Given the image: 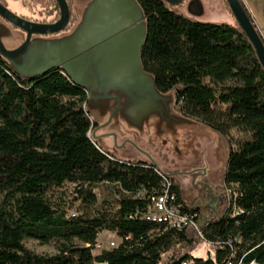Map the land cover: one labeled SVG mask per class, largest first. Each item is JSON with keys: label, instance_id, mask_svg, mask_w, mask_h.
Listing matches in <instances>:
<instances>
[{"label": "trees", "instance_id": "obj_1", "mask_svg": "<svg viewBox=\"0 0 264 264\" xmlns=\"http://www.w3.org/2000/svg\"><path fill=\"white\" fill-rule=\"evenodd\" d=\"M66 1L71 30L79 15ZM136 1L147 25L144 70L173 93L183 117L229 143L221 183L188 201L171 178L175 205L196 229L146 221L150 203L137 194L159 190L158 172L118 163L92 143L87 94L59 69L29 80L0 57V264H160L163 254L166 264H264V71L255 52L225 2L228 19L212 23L182 4ZM24 6L42 16L28 20L58 18L55 0ZM232 130L244 137L230 141ZM102 232L120 242L93 254ZM26 240L54 252L36 253ZM197 242L213 251L194 254Z\"/></svg>", "mask_w": 264, "mask_h": 264}, {"label": "water", "instance_id": "obj_2", "mask_svg": "<svg viewBox=\"0 0 264 264\" xmlns=\"http://www.w3.org/2000/svg\"><path fill=\"white\" fill-rule=\"evenodd\" d=\"M162 1L171 7L184 3V0ZM55 2L59 17L54 22L41 23L15 14L0 1V57L15 74L32 80L59 69L75 87L85 91L91 101L114 98L118 105L121 103L129 125L150 117L177 125L191 123L188 118L171 113L174 96L161 93L153 76L143 68L141 54L147 39V25L136 0H90L76 25L61 36L57 35L68 28L71 13L66 0ZM225 2L264 71V39L255 23L241 0ZM186 9L194 19L204 14L199 0L186 3ZM11 28L24 34L14 48L6 44ZM88 107L87 114L89 104ZM90 121L93 122L91 117ZM90 139L112 159V154L97 138L91 136ZM118 159L114 160L127 164ZM145 164L161 173L154 161ZM164 175L171 178L167 173Z\"/></svg>", "mask_w": 264, "mask_h": 264}, {"label": "flooded vegetation", "instance_id": "obj_3", "mask_svg": "<svg viewBox=\"0 0 264 264\" xmlns=\"http://www.w3.org/2000/svg\"><path fill=\"white\" fill-rule=\"evenodd\" d=\"M0 1L9 8L8 5L4 3V0ZM56 20L35 22L48 23ZM11 29L12 32L20 34L24 38L22 32L15 28ZM69 31L70 30L66 29L65 32L57 36L64 35ZM12 32L8 41L17 40L16 34ZM16 46H18V44L13 46V48ZM86 103L89 104L90 113L93 115V122L89 130L91 136L97 138L100 144L114 157L141 163L150 162L152 160L160 168L167 169L166 173L170 175L171 178L175 179L180 187L186 188L189 186L192 191H196V197L200 195L203 190L210 188L208 184L210 175L209 169L206 166V162L203 161L201 153L190 163L180 164L176 161L178 157L180 158L182 156L180 148H184V151L188 149L186 147L192 146L193 149L196 148L193 146L191 139L188 138L186 134L183 135L184 131H179V128L182 126L172 121L163 122L156 117L146 118L135 125H129L125 121L122 113L123 106L121 103L118 105L117 100L114 98L91 101L87 94ZM171 109V113L181 115L178 111V104L175 98ZM169 155L174 159L170 158L171 160H168L167 158ZM222 157L218 159V162L216 161L218 166L219 163L222 164ZM225 162L226 160L223 163V167Z\"/></svg>", "mask_w": 264, "mask_h": 264}, {"label": "rangeland", "instance_id": "obj_4", "mask_svg": "<svg viewBox=\"0 0 264 264\" xmlns=\"http://www.w3.org/2000/svg\"><path fill=\"white\" fill-rule=\"evenodd\" d=\"M23 1L30 2L34 4L35 6H37L38 4L44 2L45 0H6V4L8 5L9 9L17 15L36 18V19H42L41 18L42 16L40 17L38 15V12H39L38 10H34L33 14H31L32 11H30L27 7L24 6ZM89 1L90 0H74V10L79 15V17L84 7L87 5ZM189 1L191 0H184V3L182 4L183 6L182 8L184 10L186 9V3H188ZM199 1L202 3L203 9H204L203 17H206L204 18L205 19L204 22L220 23L223 20L228 19L227 16L224 15V12H223L225 0H199ZM12 33L16 34L15 32H12ZM16 37H17L16 41L12 40V41L6 42L8 47H13L19 44L23 40V36L20 34H16ZM169 93L173 95L172 92H169ZM83 108L87 111L89 109L88 104L84 103ZM88 115L89 117H91V119H93V115L90 112H88ZM188 120L191 121V123L184 122L183 124L182 123L178 124L179 126H182L179 128V131H184L183 135L186 134L188 138L191 139L193 146L196 148L193 149L192 146L186 147L188 149L185 151H184V148H180V151L182 152V156L180 158L178 157L176 161L179 162L180 164L190 163L191 161H194V159L197 156H199L201 153L203 161L206 162V166L209 169L210 175L208 179V184L210 187H215L219 185L222 180L224 167H225V164L223 167V163L226 160L229 143L226 139L222 138L221 136L213 132L212 129L205 126L201 122L195 119H188ZM89 137L91 138V134ZM229 137H230V141H234V140L243 138L244 136L242 133L236 130H232L230 132ZM220 157L223 158L221 159L222 164L219 163V166H218L217 162H218V159H220ZM170 158L174 159L173 157L169 155L167 159L171 160ZM161 169L165 173L167 172V169L162 168V167ZM71 190H72L71 186H68L65 190L66 194H69ZM6 191L7 189H1L2 193ZM181 191L183 193L184 198H186L188 201H192L193 199H195L196 194H197L196 191H192L189 186H187L186 188L181 187ZM94 192L96 193L98 201H101L106 196V191L101 186L95 188ZM119 242L120 241L115 236V234L110 233V232H102L101 234H99L97 238V246L93 250V254H99L102 250L109 249L111 243H113L114 246H116L117 244H119ZM25 246L28 249L36 253H39V254H52L54 252V249L51 245H40L37 241H34V240H26ZM206 251L212 252L213 247L203 242L195 243L192 249V252L194 254L201 255V256H205ZM168 259H169L168 254H163L160 264H166L168 262Z\"/></svg>", "mask_w": 264, "mask_h": 264}, {"label": "built area", "instance_id": "obj_5", "mask_svg": "<svg viewBox=\"0 0 264 264\" xmlns=\"http://www.w3.org/2000/svg\"><path fill=\"white\" fill-rule=\"evenodd\" d=\"M90 136V132L88 133ZM90 138V137H89ZM161 178L160 188L158 191L148 194L146 191H140L137 196L145 197L149 200L150 208L143 216L146 221L154 223H164L172 229L182 230L187 225L196 226L193 224L191 217L181 214L178 206L175 205V195L172 192L173 183L171 178L158 172ZM114 244H110V248Z\"/></svg>", "mask_w": 264, "mask_h": 264}, {"label": "crops", "instance_id": "obj_6", "mask_svg": "<svg viewBox=\"0 0 264 264\" xmlns=\"http://www.w3.org/2000/svg\"><path fill=\"white\" fill-rule=\"evenodd\" d=\"M264 39V0H241Z\"/></svg>", "mask_w": 264, "mask_h": 264}]
</instances>
